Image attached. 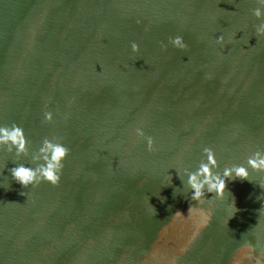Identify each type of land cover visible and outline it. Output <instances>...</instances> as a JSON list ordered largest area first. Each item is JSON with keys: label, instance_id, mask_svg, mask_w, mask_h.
Instances as JSON below:
<instances>
[{"label": "water", "instance_id": "water-1", "mask_svg": "<svg viewBox=\"0 0 264 264\" xmlns=\"http://www.w3.org/2000/svg\"><path fill=\"white\" fill-rule=\"evenodd\" d=\"M257 7L0 0V127H21L29 149L17 157L0 146V264L264 261V171L247 164L264 152ZM45 139L70 149L61 181L24 188L11 169L38 167ZM205 147L215 172L243 165L250 181L192 200L184 171L206 161Z\"/></svg>", "mask_w": 264, "mask_h": 264}, {"label": "clouds", "instance_id": "clouds-1", "mask_svg": "<svg viewBox=\"0 0 264 264\" xmlns=\"http://www.w3.org/2000/svg\"><path fill=\"white\" fill-rule=\"evenodd\" d=\"M259 7L253 10V15L261 21H264V0H257ZM258 36H264V22L256 27ZM217 42L221 45L225 40L223 36L217 38ZM170 43L177 49L187 50V44L183 37L176 36L170 40ZM133 52L139 53V45L133 43L131 45ZM47 123L53 122V114L45 113ZM135 134L144 138L145 134L141 128L135 130ZM147 147L152 151L155 146V140L152 137H147ZM0 146H7L9 153L15 150L17 157L29 155L28 141L23 129L17 125L11 127H0ZM204 155L206 161H202L195 172L185 170L184 175L187 176V186L193 192L191 197L194 201H202L205 199V194L214 193L223 196L227 188V181L231 179L249 180V172L243 165H233L225 167L222 174H218L214 169H218L219 165L215 158L212 149L205 147ZM70 149L62 143L53 142L45 139L43 146L39 149V156L34 157V162L38 165L36 168L26 167L23 164L17 165L11 169V175L15 181L21 184L24 188L36 185L41 181H47L56 186L60 183L63 174L64 161L70 155ZM248 166L257 171H264V152L257 151L248 158ZM178 175L180 173L177 171ZM172 176L170 175V184ZM184 182V181H183ZM264 187V186H262ZM153 207V206H152ZM156 212V209L153 207ZM192 208L190 209V211ZM176 214H181L177 212ZM257 264H264V261L258 260Z\"/></svg>", "mask_w": 264, "mask_h": 264}]
</instances>
